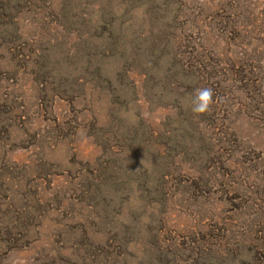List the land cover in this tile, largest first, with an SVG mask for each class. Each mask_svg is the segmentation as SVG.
<instances>
[{"label": "rangeland", "instance_id": "obj_1", "mask_svg": "<svg viewBox=\"0 0 264 264\" xmlns=\"http://www.w3.org/2000/svg\"><path fill=\"white\" fill-rule=\"evenodd\" d=\"M0 264H264V0H0Z\"/></svg>", "mask_w": 264, "mask_h": 264}, {"label": "clouds", "instance_id": "obj_2", "mask_svg": "<svg viewBox=\"0 0 264 264\" xmlns=\"http://www.w3.org/2000/svg\"><path fill=\"white\" fill-rule=\"evenodd\" d=\"M214 93L211 88H198L195 90L194 98L191 101V111L200 116L210 111L214 103Z\"/></svg>", "mask_w": 264, "mask_h": 264}]
</instances>
